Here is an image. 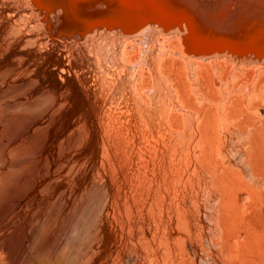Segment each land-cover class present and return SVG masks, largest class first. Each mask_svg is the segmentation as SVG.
<instances>
[{
    "label": "rangeland",
    "instance_id": "1",
    "mask_svg": "<svg viewBox=\"0 0 264 264\" xmlns=\"http://www.w3.org/2000/svg\"><path fill=\"white\" fill-rule=\"evenodd\" d=\"M0 3V90L22 91L0 97V264H264V107L182 95L140 42Z\"/></svg>",
    "mask_w": 264,
    "mask_h": 264
},
{
    "label": "bare ground",
    "instance_id": "2",
    "mask_svg": "<svg viewBox=\"0 0 264 264\" xmlns=\"http://www.w3.org/2000/svg\"><path fill=\"white\" fill-rule=\"evenodd\" d=\"M3 1L9 3L12 11H18L20 17L27 14L30 20L31 16L47 19L51 15H55L59 17L60 21L67 28L71 30L82 29L84 31L82 35L90 30H100L107 33L104 35L107 36L105 41L109 40L116 43L117 40L119 41V45H124L127 48L131 47L132 44L134 46L135 43L140 42V44L145 46L143 48L140 45L142 50L140 52L141 56L142 53H145L143 49L146 50L148 48V51L146 50L147 56L145 54L146 60L144 61H147L145 62L148 66L147 69L155 77V80L168 84L171 83L173 87H178L179 92L180 90L181 92H185L184 90H188V92L196 91L194 92L196 93L195 95L200 93L205 97V95L214 94L221 87L223 88L225 86L226 88H230L231 92H239L242 95L241 100L236 102L238 109L239 107H246L257 111L264 107V0ZM1 18H3V15H0V21ZM45 24L48 25L46 22ZM31 27L37 33L40 26L35 21H32ZM9 29L10 32L7 33L9 36L12 33L13 35L18 33V29H15L13 26H10ZM49 33L51 32L49 31ZM113 33L117 35L115 36L117 38H110ZM38 34L37 36L39 38ZM94 35L93 39L95 37ZM6 36L8 37V35ZM41 36L45 35L41 34ZM29 37L32 38L31 36ZM11 39L13 38L11 37ZM130 40L133 41L130 43ZM27 43H30V41ZM30 45H33V43ZM93 45L95 43H92V48ZM138 45L136 46L138 47ZM104 47L106 46L104 45ZM5 48L7 47L5 46ZM115 50L118 49L115 47ZM122 51L124 55V49ZM122 53L120 52V54ZM138 55L135 54L137 57ZM128 57L131 59V56ZM125 59L126 55L123 60L125 61ZM140 59L138 60L140 61ZM144 61L141 63L142 65ZM183 63L185 67L181 66ZM240 66L245 68L241 73L233 72L234 67L238 68ZM7 73L2 74L5 76V74L8 75ZM187 74L191 75V78L192 75L195 76V79L193 77L191 81H188L186 78V76L188 77ZM2 76H0V85H2L1 82L4 79ZM232 78H234V82L231 80ZM155 80L154 82H156ZM173 81L176 86L173 84ZM226 91L228 92L227 89ZM181 92L180 94L183 93ZM20 93H22L20 89L12 87L3 92L0 90V97ZM36 93H38V99L41 98L36 104H39L40 109H42L43 103H41V100H47L48 95L39 90H36ZM200 94L199 96L201 97ZM224 94L225 90L223 92ZM223 98L224 96L221 99L223 100ZM16 104L21 105L19 103ZM32 124L31 121L27 122L18 130L16 133L17 136L25 134L30 130ZM13 139H15V136L9 140ZM31 148L32 146L30 145L24 147L25 150ZM22 150V147L16 149L17 152ZM31 237L35 242V247L41 250V242H39L41 235L37 234L36 228H33ZM41 252L37 255V260L30 264H39L41 262L43 264L46 262V260H43L45 257L43 258ZM49 264L53 263L50 262Z\"/></svg>",
    "mask_w": 264,
    "mask_h": 264
}]
</instances>
